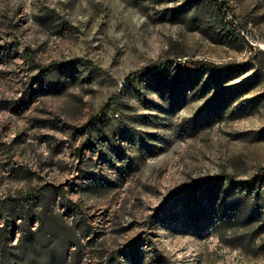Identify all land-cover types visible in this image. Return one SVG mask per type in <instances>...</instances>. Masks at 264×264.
<instances>
[{"label": "rangeland", "instance_id": "1", "mask_svg": "<svg viewBox=\"0 0 264 264\" xmlns=\"http://www.w3.org/2000/svg\"><path fill=\"white\" fill-rule=\"evenodd\" d=\"M262 167L264 0H0V264H264Z\"/></svg>", "mask_w": 264, "mask_h": 264}, {"label": "trees", "instance_id": "2", "mask_svg": "<svg viewBox=\"0 0 264 264\" xmlns=\"http://www.w3.org/2000/svg\"><path fill=\"white\" fill-rule=\"evenodd\" d=\"M215 4L218 5L217 9L221 11L222 18H224L225 17V10L222 8L221 5H219V3L216 2ZM184 66L188 69H194V70H199L202 68H209V69H214V70L218 69V70H224V71L226 70V69H224L225 68L224 65L214 64V63L203 61V60H185ZM144 72H145V70L143 68H140V69H137V70L131 72L129 75H127L126 78L130 79L131 77L138 76ZM97 118L98 117L96 115H94L93 117L90 118V120H94V119L96 120ZM84 126H87V125H84ZM263 177H264V167L259 169L257 171V173L255 175H253L251 178L243 180L242 184L245 187H252L254 182L257 179H262Z\"/></svg>", "mask_w": 264, "mask_h": 264}]
</instances>
